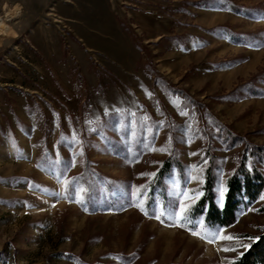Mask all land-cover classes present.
I'll return each instance as SVG.
<instances>
[{
  "label": "rangeland",
  "instance_id": "obj_1",
  "mask_svg": "<svg viewBox=\"0 0 264 264\" xmlns=\"http://www.w3.org/2000/svg\"><path fill=\"white\" fill-rule=\"evenodd\" d=\"M197 1L0 0V264H229L264 235V194L204 239L135 206L89 214L67 188L84 165L144 184L171 144L180 213L201 195L207 150L221 206L244 145L264 148V0Z\"/></svg>",
  "mask_w": 264,
  "mask_h": 264
},
{
  "label": "trees",
  "instance_id": "obj_2",
  "mask_svg": "<svg viewBox=\"0 0 264 264\" xmlns=\"http://www.w3.org/2000/svg\"><path fill=\"white\" fill-rule=\"evenodd\" d=\"M212 1L214 0H200L192 4L201 7ZM236 13H239L238 9H236ZM254 80L255 78L249 81L248 84L252 85ZM172 92L184 96L181 90H173ZM234 93L232 92V95ZM224 98H230V94L224 96ZM185 103L183 102V104ZM148 124L154 127L152 120ZM177 126L183 128L179 124ZM204 135L208 134L204 133ZM217 135L222 137L221 133ZM154 136L155 133H152L153 138ZM226 138L229 139L224 140L226 142L229 140L233 146L237 145L240 140L236 136H227ZM166 146L168 157L161 162L153 179L144 184L134 185L130 182L121 183L107 180L99 171L84 165L82 172L66 177L67 188H70V185L73 184L72 181L76 180L75 182L79 184L82 190V204L89 214L105 211L121 212L123 209L135 206L140 208L145 216L157 218L160 224L164 226H177L204 239L207 232L230 228L237 221L239 214L246 212L263 196L264 175L258 170L254 160L258 158L259 164H263L264 148L246 147L244 145L238 166L224 181L225 192L221 206L217 201L218 193L216 189L220 181V168L214 162L215 155L207 150L206 155L210 161L205 167L204 183L200 188L201 195L184 212L180 213L179 198L171 195L168 181L173 176L174 171L182 176L184 166L177 157L175 147L171 144H166ZM61 176L64 177V174ZM182 187H184V184ZM67 190L68 193L73 191L71 189ZM101 190L104 192V197L100 195ZM258 212L264 213V206L260 207ZM67 258L68 261L73 259L76 264H89L77 257L67 256ZM132 259V257H129V259L128 257L123 258V255L118 257L122 264H130ZM90 264L118 263H101L97 261ZM229 264H264V235L251 243L249 248Z\"/></svg>",
  "mask_w": 264,
  "mask_h": 264
},
{
  "label": "crops",
  "instance_id": "obj_3",
  "mask_svg": "<svg viewBox=\"0 0 264 264\" xmlns=\"http://www.w3.org/2000/svg\"><path fill=\"white\" fill-rule=\"evenodd\" d=\"M15 1V0H14ZM170 1H174V2H177V1H181V0H170ZM68 6H71V5H68ZM55 10H56V16L57 17H59L60 19H65V20H69V18H68V16L66 15L67 14V7H66V5H64L63 7H62V10H58L57 8H55ZM132 16V15H131ZM154 22H156V20H153ZM163 34H161V33H157V34H155V35H153V36H150L149 37V39L148 40H156V39H158V38H160L161 36H162Z\"/></svg>",
  "mask_w": 264,
  "mask_h": 264
},
{
  "label": "snow or ice",
  "instance_id": "obj_4",
  "mask_svg": "<svg viewBox=\"0 0 264 264\" xmlns=\"http://www.w3.org/2000/svg\"><path fill=\"white\" fill-rule=\"evenodd\" d=\"M181 211H183V209ZM193 234H195V233H193ZM228 239H232V237H228Z\"/></svg>",
  "mask_w": 264,
  "mask_h": 264
},
{
  "label": "bare ground",
  "instance_id": "obj_5",
  "mask_svg": "<svg viewBox=\"0 0 264 264\" xmlns=\"http://www.w3.org/2000/svg\"><path fill=\"white\" fill-rule=\"evenodd\" d=\"M20 13V12H19Z\"/></svg>",
  "mask_w": 264,
  "mask_h": 264
}]
</instances>
